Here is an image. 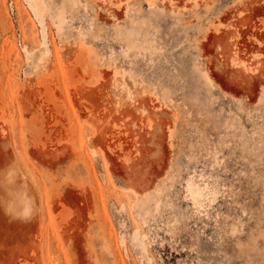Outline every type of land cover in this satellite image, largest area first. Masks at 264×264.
Returning a JSON list of instances; mask_svg holds the SVG:
<instances>
[{
  "label": "rangeland",
  "instance_id": "1",
  "mask_svg": "<svg viewBox=\"0 0 264 264\" xmlns=\"http://www.w3.org/2000/svg\"><path fill=\"white\" fill-rule=\"evenodd\" d=\"M0 264H264V0H0Z\"/></svg>",
  "mask_w": 264,
  "mask_h": 264
},
{
  "label": "bare ground",
  "instance_id": "2",
  "mask_svg": "<svg viewBox=\"0 0 264 264\" xmlns=\"http://www.w3.org/2000/svg\"><path fill=\"white\" fill-rule=\"evenodd\" d=\"M25 201H28V199H25L24 202H25ZM28 203H29V201H28Z\"/></svg>",
  "mask_w": 264,
  "mask_h": 264
}]
</instances>
